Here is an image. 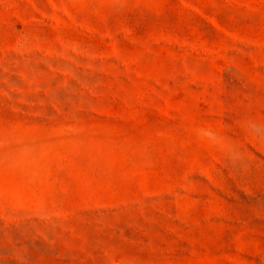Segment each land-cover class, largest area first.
I'll list each match as a JSON object with an SVG mask.
<instances>
[{
    "label": "rangeland",
    "instance_id": "rangeland-1",
    "mask_svg": "<svg viewBox=\"0 0 264 264\" xmlns=\"http://www.w3.org/2000/svg\"><path fill=\"white\" fill-rule=\"evenodd\" d=\"M0 264H264V0H0Z\"/></svg>",
    "mask_w": 264,
    "mask_h": 264
}]
</instances>
